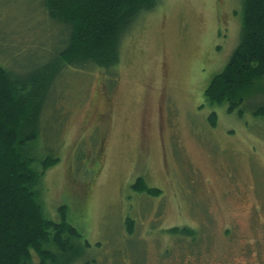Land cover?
Returning a JSON list of instances; mask_svg holds the SVG:
<instances>
[{"label": "rangeland", "instance_id": "obj_1", "mask_svg": "<svg viewBox=\"0 0 264 264\" xmlns=\"http://www.w3.org/2000/svg\"><path fill=\"white\" fill-rule=\"evenodd\" d=\"M43 8V0H0V64L14 73L66 43ZM240 26V0H159L122 37L115 69L55 75L39 146L58 160L41 198L52 219L65 206L90 243L73 264H264V115L253 114L264 77L241 116L204 96ZM140 177L159 193L136 191ZM175 226L195 238L167 231Z\"/></svg>", "mask_w": 264, "mask_h": 264}, {"label": "trees", "instance_id": "obj_2", "mask_svg": "<svg viewBox=\"0 0 264 264\" xmlns=\"http://www.w3.org/2000/svg\"><path fill=\"white\" fill-rule=\"evenodd\" d=\"M158 2L43 0L47 16L64 26L66 43L54 59L23 74L0 64V264H73L86 257L90 243L69 221L65 206L59 207L57 220L43 209L42 177L58 156L40 149L41 116L54 110L48 95L57 73L65 67L115 69L122 37ZM240 20L238 43L204 90L210 105L226 104L228 112L236 110L239 116L245 94L255 79L264 77V0H240ZM253 114L264 115V104ZM209 121L215 124L214 111ZM132 187L159 193L141 177ZM133 223L126 218L127 232L133 233ZM167 231L195 238L190 227Z\"/></svg>", "mask_w": 264, "mask_h": 264}]
</instances>
